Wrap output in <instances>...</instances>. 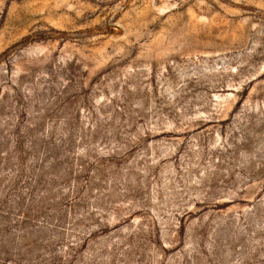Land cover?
Instances as JSON below:
<instances>
[{
	"label": "rangeland",
	"instance_id": "374dc122",
	"mask_svg": "<svg viewBox=\"0 0 264 264\" xmlns=\"http://www.w3.org/2000/svg\"><path fill=\"white\" fill-rule=\"evenodd\" d=\"M0 264H264V0H0Z\"/></svg>",
	"mask_w": 264,
	"mask_h": 264
}]
</instances>
